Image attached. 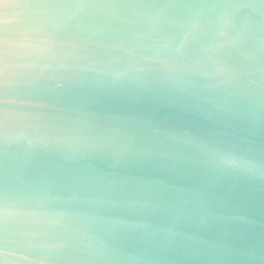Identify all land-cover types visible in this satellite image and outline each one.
<instances>
[{
    "label": "water",
    "instance_id": "1",
    "mask_svg": "<svg viewBox=\"0 0 264 264\" xmlns=\"http://www.w3.org/2000/svg\"><path fill=\"white\" fill-rule=\"evenodd\" d=\"M0 264H264V0H0Z\"/></svg>",
    "mask_w": 264,
    "mask_h": 264
}]
</instances>
